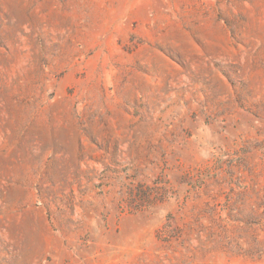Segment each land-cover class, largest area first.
<instances>
[{
  "label": "rangeland",
  "instance_id": "obj_1",
  "mask_svg": "<svg viewBox=\"0 0 264 264\" xmlns=\"http://www.w3.org/2000/svg\"><path fill=\"white\" fill-rule=\"evenodd\" d=\"M0 264H264V0H0Z\"/></svg>",
  "mask_w": 264,
  "mask_h": 264
}]
</instances>
